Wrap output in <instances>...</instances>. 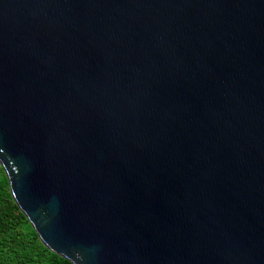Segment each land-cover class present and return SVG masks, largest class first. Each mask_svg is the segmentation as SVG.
<instances>
[{
	"label": "water",
	"instance_id": "95a60500",
	"mask_svg": "<svg viewBox=\"0 0 264 264\" xmlns=\"http://www.w3.org/2000/svg\"><path fill=\"white\" fill-rule=\"evenodd\" d=\"M0 165L73 264H264V0H0Z\"/></svg>",
	"mask_w": 264,
	"mask_h": 264
},
{
	"label": "trees",
	"instance_id": "16d2710c",
	"mask_svg": "<svg viewBox=\"0 0 264 264\" xmlns=\"http://www.w3.org/2000/svg\"><path fill=\"white\" fill-rule=\"evenodd\" d=\"M0 264H73L49 250L15 203L0 165Z\"/></svg>",
	"mask_w": 264,
	"mask_h": 264
}]
</instances>
